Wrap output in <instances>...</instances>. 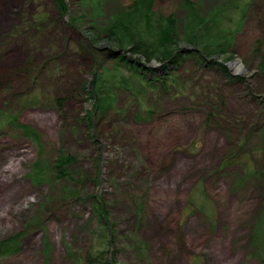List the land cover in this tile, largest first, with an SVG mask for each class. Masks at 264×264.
Returning <instances> with one entry per match:
<instances>
[{"label": "rangeland", "instance_id": "rangeland-1", "mask_svg": "<svg viewBox=\"0 0 264 264\" xmlns=\"http://www.w3.org/2000/svg\"><path fill=\"white\" fill-rule=\"evenodd\" d=\"M65 1L66 12L57 0H0V108L40 135L36 146L0 124V240L19 241L0 264H83L105 248L94 195L110 206L118 264H262L264 0H249L227 53L239 79L186 59L168 67L169 92L145 95L149 118L116 88L115 107L93 121L96 73L110 79L125 51L95 32L131 0ZM192 1L207 14L227 0ZM155 3L183 27L181 0ZM60 154L75 158L64 174Z\"/></svg>", "mask_w": 264, "mask_h": 264}, {"label": "trees", "instance_id": "trees-1", "mask_svg": "<svg viewBox=\"0 0 264 264\" xmlns=\"http://www.w3.org/2000/svg\"><path fill=\"white\" fill-rule=\"evenodd\" d=\"M57 1L60 10L66 12V1ZM155 1L131 0L128 5L117 11L111 22L96 30L95 34L99 38L109 39L125 51L112 56L116 66L110 79L106 77V70L96 73L94 82L96 101L94 115H90L91 121L93 117L96 119L97 115L99 118L104 117L115 107L117 101L112 95L116 88L130 90L138 107L141 108L136 116L138 119L149 118L153 110L145 107V95L160 86L169 92L178 81L174 74L175 68L169 70L168 67L180 64L186 59H192L200 65L209 64L226 77L240 78L230 74L226 62L231 56L227 53L233 46L237 29L244 22L249 0H227L207 14L203 13L192 0H181L186 10L182 28L176 15L158 10ZM231 12H238V18L232 26H229L232 20ZM97 36L95 38H98ZM182 44H188L191 48H181ZM214 55L221 60L215 59ZM153 62H158L159 66L153 65ZM259 68L264 72V55L261 56ZM2 86L7 87L6 84ZM212 90L221 93L217 87H213ZM222 105L221 97L218 102H212L210 108L214 109ZM3 106L0 108V124L7 123L21 130L38 146L39 132L17 116L10 114L12 111L5 103ZM74 162L73 155L60 154L56 169L64 174L66 173L64 167ZM94 200L98 218L106 229L105 234L101 235L105 248L101 247L100 242L94 250L88 252L83 264H118L117 254L109 249L111 244L115 243V237L111 238V233L106 228L110 225L112 217L110 206L99 196L94 195ZM18 244V238L0 240V258L16 253ZM259 253L261 263L264 264V250Z\"/></svg>", "mask_w": 264, "mask_h": 264}, {"label": "bare ground", "instance_id": "bare-ground-1", "mask_svg": "<svg viewBox=\"0 0 264 264\" xmlns=\"http://www.w3.org/2000/svg\"><path fill=\"white\" fill-rule=\"evenodd\" d=\"M234 65H236L237 66V68L236 69H238V70H240V71H244L243 69H244V67L242 66V64H240L238 61H236V62H234V63H232L231 64V67H233ZM233 68H235V67H233Z\"/></svg>", "mask_w": 264, "mask_h": 264}, {"label": "water", "instance_id": "water-1", "mask_svg": "<svg viewBox=\"0 0 264 264\" xmlns=\"http://www.w3.org/2000/svg\"><path fill=\"white\" fill-rule=\"evenodd\" d=\"M153 65H155V62H153ZM226 65H231V63H229V64H226Z\"/></svg>", "mask_w": 264, "mask_h": 264}]
</instances>
